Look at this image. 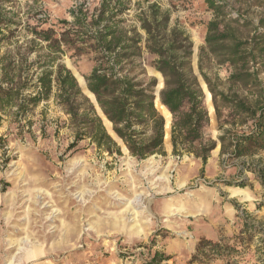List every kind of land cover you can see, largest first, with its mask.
I'll use <instances>...</instances> for the list:
<instances>
[{"label":"trees","instance_id":"trees-1","mask_svg":"<svg viewBox=\"0 0 264 264\" xmlns=\"http://www.w3.org/2000/svg\"><path fill=\"white\" fill-rule=\"evenodd\" d=\"M29 1L20 12L17 0H0V126L6 117L21 127V137H31L36 109L52 99L67 117L74 138L70 147L88 140L120 154L113 130L130 155L144 159L164 155L170 113L172 154H191L204 165L218 141L220 166L235 169L236 180L228 184L246 186L243 175L249 172L264 189V11L252 26L248 19L233 18L223 0H204L212 17L195 72L188 33L177 22L171 24L169 10L154 2L134 3L128 20L131 0H100L93 8L82 1L68 10L69 19L54 22L40 0ZM66 54L91 55L90 72L77 78L84 91L86 83L112 130L105 119L104 127L93 95L86 92L90 99L82 92L61 62ZM147 64L159 80L149 75ZM223 67L227 75L221 78L217 69ZM161 77L158 99L169 113L156 101ZM213 112L217 141L205 133ZM39 131L47 136L43 127ZM2 140L0 135L1 148ZM259 232L255 251L260 254L264 230L243 222L233 244L202 239L187 264L217 259L236 264L234 259L248 252ZM153 259L160 264L167 257L155 252ZM257 259L264 264L261 255Z\"/></svg>","mask_w":264,"mask_h":264},{"label":"rangeland","instance_id":"rangeland-1","mask_svg":"<svg viewBox=\"0 0 264 264\" xmlns=\"http://www.w3.org/2000/svg\"><path fill=\"white\" fill-rule=\"evenodd\" d=\"M82 1L93 8L100 0L39 3L55 22L69 19L68 10ZM26 2L17 0L20 12ZM136 2L169 10L171 24L177 22L190 37L197 72L198 49L212 17L204 0H131L128 20ZM223 2L233 18L248 19L252 26L264 11V0ZM61 62L82 88L78 78L90 72L91 55L66 54ZM146 69L157 77L148 64ZM217 72L221 78L227 75L224 67ZM66 118L50 99L36 109L31 137H21V127L6 117L1 120L0 264H156L155 252L167 257L160 264H187L202 239L231 245L243 222L264 230V189L249 172L243 175L246 186L228 184L236 180L235 169L219 164L214 112L205 133L217 141V149L204 165L191 154H172L168 134L164 155L144 159L130 155L118 141L120 154L88 140L70 147L74 138ZM260 156L264 159V151ZM259 236L243 257L234 259L236 264L262 263L257 256L264 259V249L255 251Z\"/></svg>","mask_w":264,"mask_h":264},{"label":"water","instance_id":"water-1","mask_svg":"<svg viewBox=\"0 0 264 264\" xmlns=\"http://www.w3.org/2000/svg\"><path fill=\"white\" fill-rule=\"evenodd\" d=\"M74 76V75H73ZM75 77V76H74ZM158 77V76H157ZM159 78V77H158ZM75 79H76V77H75ZM161 80H162V77H161ZM200 82H201V84H202V87H205V89H203L204 90V92H207L209 95H210V93L208 92V90H207V88H206V85L204 84V82L200 79ZM162 86H163V80H162V82H161V85L160 86H158V88H157V92H156V95H157V98H156V101L158 102V104L160 105V107H162V108H165L160 102H159V99H158V91H159V89L160 88H162ZM82 89V88H81ZM82 91H83V93H85L86 94V92H89L90 94H92L88 89H87V86H86V83H85V91L82 89ZM93 95V94H92ZM88 97V96H87ZM89 98V97H88ZM93 98H94V95H93ZM210 99H211V96H210ZM93 103H94V105H95V107H96V109H97V112H98V115L101 117V119H102V121H103V125H104V127H105V124H104V119L105 120H107L106 119V117L103 115V113L101 112V110L99 109V107H98V105H97V103H96V100H95V98H94V100H91ZM212 104V103H211ZM156 106H157V104H156ZM158 108V107H157ZM212 108H213V106H212ZM166 109V108H165ZM167 110V109H166ZM167 112L169 113V111L167 110ZM165 117V116H164ZM108 121V120H107ZM109 122V121H108ZM110 123V122H109ZM170 123H171V115H170V113H169V122H168V124L166 123V125H165V127H166V129H168V132H167V134H168V136H169V129H170ZM110 126H111V130H112V125H111V123H110ZM106 128V127H105ZM112 132H113V134L115 135V140L116 141H118L122 146H124V144L122 143V141L116 136V134L114 133V131L112 130ZM166 134V135H167ZM124 148L126 149V147L124 146ZM126 151H128L127 149H126Z\"/></svg>","mask_w":264,"mask_h":264},{"label":"bare ground","instance_id":"bare-ground-1","mask_svg":"<svg viewBox=\"0 0 264 264\" xmlns=\"http://www.w3.org/2000/svg\"><path fill=\"white\" fill-rule=\"evenodd\" d=\"M238 192V191H237Z\"/></svg>","mask_w":264,"mask_h":264},{"label":"crops","instance_id":"crops-1","mask_svg":"<svg viewBox=\"0 0 264 264\" xmlns=\"http://www.w3.org/2000/svg\"><path fill=\"white\" fill-rule=\"evenodd\" d=\"M37 249V248H36Z\"/></svg>","mask_w":264,"mask_h":264}]
</instances>
